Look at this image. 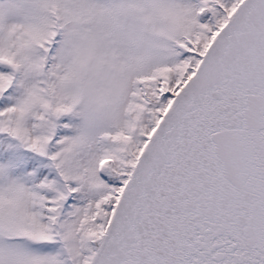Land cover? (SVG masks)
<instances>
[{
    "label": "snow or ice",
    "instance_id": "6c2138e0",
    "mask_svg": "<svg viewBox=\"0 0 264 264\" xmlns=\"http://www.w3.org/2000/svg\"><path fill=\"white\" fill-rule=\"evenodd\" d=\"M0 264H264V0H0Z\"/></svg>",
    "mask_w": 264,
    "mask_h": 264
}]
</instances>
